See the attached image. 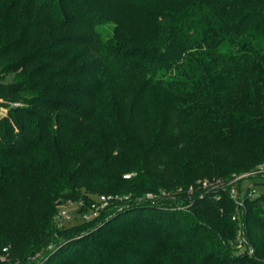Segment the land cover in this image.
<instances>
[{
  "label": "trees",
  "instance_id": "1",
  "mask_svg": "<svg viewBox=\"0 0 264 264\" xmlns=\"http://www.w3.org/2000/svg\"><path fill=\"white\" fill-rule=\"evenodd\" d=\"M4 66L0 264H264V192L228 184L264 164V0H0ZM91 193L131 200L56 219Z\"/></svg>",
  "mask_w": 264,
  "mask_h": 264
},
{
  "label": "rangeland",
  "instance_id": "2",
  "mask_svg": "<svg viewBox=\"0 0 264 264\" xmlns=\"http://www.w3.org/2000/svg\"><path fill=\"white\" fill-rule=\"evenodd\" d=\"M8 62V61H5ZM4 62V63H5ZM10 62V61H9ZM8 62V65L11 66V63ZM5 69L8 70V66H4L2 67V69L0 70V76L5 72ZM21 69L19 68L17 70V74L14 77V74L9 75L8 80L3 81L2 83H0V102H4L7 104H10V106H23L24 102L21 101V99H17L16 97H11V99H6L5 97V91L9 88L10 83L14 82V81H18L19 79H21L22 76H19L18 73H21ZM12 81H9L11 80ZM1 82V81H0ZM16 96V95H15ZM9 107L6 105H2L1 109H0V121L4 120L5 118L9 117ZM127 174H125L124 176H126ZM130 175V174H129ZM258 175H262V176H258ZM235 177V180H234ZM234 177H232L229 181L228 184H231L232 182L235 181V186L236 188H239V197H241V195H244V193H246L247 187L249 185L253 186V192L254 193H261L264 192V171L258 172L257 169H252L249 171H246L244 173L241 174H235ZM227 184V185H228ZM226 185V182H223L221 180H219L218 178H214V179H208V178H203V179H199L197 180L196 183H193L192 186L189 187V193H193L194 195H199L202 196L203 194H205L206 192H208L209 190H219L220 188H222L223 186ZM11 190L12 193L15 192H21V193H25V194H29V187H25V188H17V187H13ZM10 193V194H12ZM99 193H91V195L93 197H96ZM148 194H153V193H148ZM147 194V195H148ZM120 195V194H119ZM154 195V194H153ZM121 198L118 199L116 202H113L110 207L112 206H117V205H123L126 202H129L131 200V197L128 195H120ZM150 196V195H149ZM63 200L65 199H57V207L61 208L62 210H67L68 213L71 214V217H74V212L75 210H79L81 208V200L78 199H73V198H69L68 202H63ZM235 204L237 205V208L241 214V208H243V204H240L237 202V200H235ZM80 211V210H79ZM239 212L236 214H234L232 216L233 220L236 221L238 227H240V232L242 230V224L240 223V218L241 215H239ZM77 216V215H76ZM80 216L78 215L77 219H79ZM74 221L70 220V221H65V223H73ZM245 241L248 242V239L245 237V235L243 234H238L235 241H234V245L239 249V250H244L243 248H245ZM250 248V252H253V247L250 245L248 246ZM5 250V248H4Z\"/></svg>",
  "mask_w": 264,
  "mask_h": 264
},
{
  "label": "built area",
  "instance_id": "3",
  "mask_svg": "<svg viewBox=\"0 0 264 264\" xmlns=\"http://www.w3.org/2000/svg\"><path fill=\"white\" fill-rule=\"evenodd\" d=\"M258 172L264 171V164H260L257 168ZM126 176H129L127 174ZM235 180V177H234ZM236 181V180H235ZM235 181L231 183V188L229 190L230 195L232 198L237 200L238 203L243 204L241 197H239L238 188L235 186ZM250 195H254L255 193L250 191ZM121 196L117 194H98L96 197L93 198L89 205H86L82 211L75 210L74 215L80 216L83 220H88L98 216L102 209L110 206L113 202H116L120 199ZM81 205V204H80ZM74 217H71V214L67 212V210H62L59 208L58 213L56 214V219L62 222L73 220Z\"/></svg>",
  "mask_w": 264,
  "mask_h": 264
}]
</instances>
